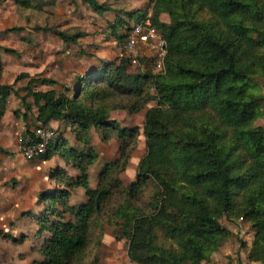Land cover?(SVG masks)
<instances>
[{
	"label": "trees",
	"instance_id": "1",
	"mask_svg": "<svg viewBox=\"0 0 264 264\" xmlns=\"http://www.w3.org/2000/svg\"><path fill=\"white\" fill-rule=\"evenodd\" d=\"M81 1L100 16L114 13L108 38L119 46L127 43L128 21L106 3ZM17 2L34 8L32 0ZM126 15L137 23L149 17L164 39L161 71L154 69L155 57L133 63L124 55L113 64L92 65L62 91H35V84L59 83L32 79L22 99L25 112H15L25 123L32 115L36 127L59 121L57 136L38 160L59 156L77 172L53 169L49 178L55 188L40 192L42 210L27 215L43 235L37 251L42 260L34 264H100L92 247L101 225L117 230L133 264H208L232 236L223 219L249 224L253 241L242 243L247 260L264 264V127L256 125L264 109V0H153L150 9ZM58 35L66 45L85 36ZM2 51L14 55L0 47V79ZM133 66L139 73L129 71ZM13 94L12 85L0 84V127ZM118 98L133 102L119 104ZM151 103L156 105L143 123L146 154L136 179L125 185L122 176L141 133L112 113L138 114ZM93 131L103 143H121L118 158L104 165L96 187L90 172L100 154L92 145ZM24 135L28 140L33 132L28 128ZM0 153L10 154L2 148ZM78 189L86 202L74 205L71 197ZM0 238L15 245L25 240L2 230Z\"/></svg>",
	"mask_w": 264,
	"mask_h": 264
},
{
	"label": "rangeland",
	"instance_id": "2",
	"mask_svg": "<svg viewBox=\"0 0 264 264\" xmlns=\"http://www.w3.org/2000/svg\"><path fill=\"white\" fill-rule=\"evenodd\" d=\"M34 8H23L17 0H0V47L14 51L13 54L1 52V58L4 62V73L0 79V84L12 85L15 94L12 95V107H20V114L25 112L23 108L24 97L27 95L25 90L32 79H53L58 86H41L35 84V91H48L56 89L62 91V87L71 88L78 76L84 75L92 65H99L100 61L113 64L116 63L126 53V44L119 46L113 39L108 38L110 29L109 24L115 21L114 13H107L104 16L96 14L87 4L81 0H32ZM100 3L108 4L116 14L130 23L131 27L135 25L136 19L127 17V13H138L152 7L153 0H98ZM151 15V14H150ZM164 22H169L167 16H163ZM11 28H23L21 32H6ZM63 32L68 35L84 34L76 45H66L63 43L58 33ZM143 57L154 58L156 50L153 45L141 46ZM151 51V52H150ZM149 52V53H148ZM131 73H139L140 68L130 67ZM23 76H28L23 77ZM22 77V78H21ZM19 82H15L19 79ZM127 98L117 99L119 104H132ZM27 104L32 105L31 98L26 100ZM156 105L149 104L143 111L138 114H129L127 111L120 110L112 113V118L124 126H137L140 128V137L130 159L127 171L122 178L125 185L136 179L137 166L140 160L146 154L145 138L143 135V123L146 111ZM262 115L257 121V126L264 127V109ZM93 147L100 154L97 164L90 172L91 186L96 187L99 174L106 163L112 162L118 158L121 143L112 140L103 143L100 134L92 132ZM60 161L56 158L49 167H55ZM61 165L64 162L61 161ZM16 167V166H15ZM50 168L42 171L37 170L38 176L34 169H31V175L18 176L17 172L22 169L20 166L14 169L16 172L11 174L8 180L0 182V230L4 233L22 239L19 234L21 231H29L25 226L29 222L21 221L23 213L22 208L13 204L12 209L7 212L4 210V201L10 197L16 200V195L26 191L28 195H35V191H42L54 183L46 179L45 174ZM29 171V170H28ZM71 174L74 172L69 168ZM6 172L4 167H0V175ZM29 173V172H28ZM37 180L33 186L32 181ZM49 186V187H50ZM73 202L78 205L86 201L85 195L74 192ZM151 194L148 190L145 193L144 200H147ZM42 209V207H41ZM25 214V212H24ZM232 236L216 252L208 264H252L247 260V251L243 248L242 243H252L254 233L249 229V224L243 222L232 223L226 219L222 220ZM103 226V228H102ZM116 229L101 225V228L94 230V246L92 247L93 255H98L100 264H133L128 258V245L126 241L116 239ZM36 238H39L36 237ZM26 239V238H23ZM41 240L33 242L32 240L24 241L22 245H15L9 239L0 238V264H34L41 261L38 254ZM101 243L100 246H96ZM216 257V258H215Z\"/></svg>",
	"mask_w": 264,
	"mask_h": 264
},
{
	"label": "crops",
	"instance_id": "3",
	"mask_svg": "<svg viewBox=\"0 0 264 264\" xmlns=\"http://www.w3.org/2000/svg\"><path fill=\"white\" fill-rule=\"evenodd\" d=\"M12 100H13V97H10L9 101H8V105H7V111H6L5 117H4L3 122L1 124V127H0V148L4 149L5 151L10 153L9 155H5V154L0 153V167H4L5 172H6V177L4 176L3 173L0 175V182L8 180L7 178H9L10 172H12L11 174L14 175L16 173V172H14V169L16 167H19V166L25 170L24 171H22V170L18 171L17 172L18 176L21 177L23 175H25V176H27L28 174L31 175L30 171H31V169H34L36 171L35 172L36 174H34L32 176L34 177L36 175V177H37L38 176L37 170L39 169V171H42L45 168H50L49 164L53 160H55L56 158L60 161V163H58L55 167H52L47 171V174H45V177L47 180H49L51 183L53 182L49 178L50 173L53 169H56L58 167H61V168H64L65 170H67V172L71 176H76L77 172L73 170L76 173L71 174L69 171V167H67L65 165V162L59 156H54L49 161H41V160L27 161L22 157V155L18 151L19 139L21 137L25 138L24 134L26 133V130L28 128L31 132H33L34 129L36 128V125H34V122H33L34 120H33L32 115H29L28 121L26 123L23 121L21 115L19 118L15 117V112L19 111L20 107H18V108L12 107V104H11ZM20 111H21V109H20ZM33 113L36 114L35 109H33ZM60 125H61V123L59 121H52L48 127L57 130L60 127ZM61 161L64 162V165H61ZM10 167H12L14 169H12L10 171V169H9ZM5 178H6V180H5ZM90 182H91V178H90ZM32 183H33V186H35L37 184V180H33ZM49 186L42 191L41 190L39 192L35 191L34 196L33 195L29 196L28 193H26V191H21L22 193L16 195V197H15L16 200L13 201L12 198L10 199V197H9L4 201L3 208L6 212L8 210L12 209L13 204L17 205V207H19V208H22L21 212L23 213V217L21 218V221L29 222V224L26 223V225H25V226H27L26 228L29 229V231L23 230L19 233L23 238H26L24 241H26V240L27 241L32 240L33 242H37L39 240L42 241L43 235L40 234L37 225L32 221L31 218H28L27 215L28 214L31 215V213L37 214L42 210L41 207L43 208V206L42 205L39 206L38 195L40 192H46L50 189H54L55 183H54L53 187L52 186L49 187ZM77 193L79 194V196L85 195L84 191L82 189H78ZM74 195H75V193H74ZM74 195L71 197V203L72 204H76V202L74 203L72 201L74 198ZM84 202H86V201H82L81 203H84ZM81 203H79V204H81ZM24 212H25V214H24ZM38 236H39V238H36ZM249 244H251V243H249Z\"/></svg>",
	"mask_w": 264,
	"mask_h": 264
},
{
	"label": "built area",
	"instance_id": "4",
	"mask_svg": "<svg viewBox=\"0 0 264 264\" xmlns=\"http://www.w3.org/2000/svg\"><path fill=\"white\" fill-rule=\"evenodd\" d=\"M150 16V15H149ZM153 45L155 52V71L163 69V61L166 56V43L162 36L153 28L148 19L144 22L136 23L131 27L126 43V53L133 63L143 56L141 46ZM56 130L48 126H38L34 129L31 139H19L18 151L27 161H35L46 155L51 141L56 137Z\"/></svg>",
	"mask_w": 264,
	"mask_h": 264
}]
</instances>
